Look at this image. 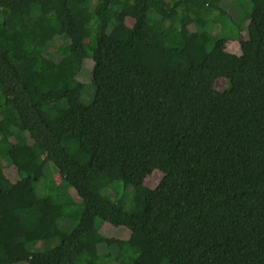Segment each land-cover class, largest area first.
<instances>
[{"label":"trees","instance_id":"1","mask_svg":"<svg viewBox=\"0 0 264 264\" xmlns=\"http://www.w3.org/2000/svg\"><path fill=\"white\" fill-rule=\"evenodd\" d=\"M248 1L0 0V264H264V0ZM168 152L155 185L134 182Z\"/></svg>","mask_w":264,"mask_h":264},{"label":"rangeland","instance_id":"2","mask_svg":"<svg viewBox=\"0 0 264 264\" xmlns=\"http://www.w3.org/2000/svg\"><path fill=\"white\" fill-rule=\"evenodd\" d=\"M227 1L229 3V1H231V0H227ZM231 2H233V1H231ZM229 4H228V6H230ZM234 4L235 5L237 4L239 6H242V4H244L245 10H247V9L251 10L252 9V4L248 0H236V2ZM26 9H28L27 6H18L16 8H14L15 11L26 10ZM117 17L119 19H121L120 15H117ZM222 47L225 50H227L231 53H234V54H239L241 51L240 44L236 40L222 42ZM31 64H32V62H30V63L28 62V63H26V66L30 67ZM91 65H92V61L90 59H86L84 66H83L82 76H80V78L83 82H89L92 78L91 76L88 77V73H87V71L90 69ZM84 72H86L87 75ZM84 75H86V76L84 77ZM94 82L97 85V95L100 97L104 96L105 91H106V87H107L106 80H103L101 78H94ZM225 85H226L225 79L221 78L217 81L216 87H217V89L222 90L225 87ZM18 154L19 153H17V152H16V154H14V157H15L17 162L18 161L21 162L19 160L20 158L21 159L23 158L22 162L27 160L28 156H26V154H24V153H20L19 155ZM138 157H139V152H137V150H130L127 153V160L129 162L136 161L138 159ZM172 161H173V153L168 152L164 155L161 165L158 166L156 169H151V168H145L143 170L135 169V171H134V182L135 183H145L149 186L155 185L158 178L161 177L163 175V173L166 172L170 168ZM115 171H117V169H115ZM45 174H46L47 179H50V180L53 179V180H57V181L60 180V175H59L55 165L52 162L47 164L46 169H45ZM40 187L43 188V183ZM69 191H70V194L72 195V198H74L75 200L79 199L73 188H70ZM9 213L13 214V211L11 212L8 210V214ZM10 224H11L12 229L15 228V229H13V231L16 230V231H14V233L16 235H19L21 233V231H17V223H16V220L13 218V215L11 216ZM97 225L98 226L103 225L104 228L106 227V231L103 229V232H105L106 234L111 235V236L120 237V236H123V234L126 232V230L122 227H113L107 223L103 224V222L100 219L97 220ZM21 251L24 252V249H22Z\"/></svg>","mask_w":264,"mask_h":264}]
</instances>
